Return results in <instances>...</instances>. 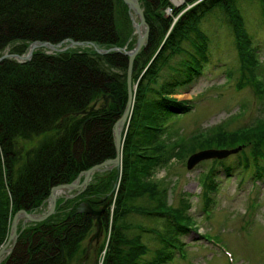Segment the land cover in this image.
I'll return each instance as SVG.
<instances>
[{
	"label": "trees",
	"instance_id": "trees-1",
	"mask_svg": "<svg viewBox=\"0 0 264 264\" xmlns=\"http://www.w3.org/2000/svg\"><path fill=\"white\" fill-rule=\"evenodd\" d=\"M141 1L150 34L133 70L146 69L138 82L125 134L118 193L115 198L109 194L119 180L118 171L103 178L99 175L102 172H96L101 180L98 184L90 182L76 197L61 196L52 216L20 231L14 250L1 264L86 260L88 246L84 241L92 234L94 218L79 212L84 200L95 208L109 201L102 220L111 234L108 242L96 249V264L171 263L176 249L184 247L183 236L193 229L194 219L188 213V201L183 199L177 207L167 205L168 188L155 179L156 169L200 149L243 146L246 149L239 155V164L254 167L255 177L264 176V81L259 80L264 78V64L236 0H184L182 5L172 6L173 13L168 16L164 9L170 0ZM218 6L226 12L235 34L241 63L237 86L254 87L258 114L246 125L230 129L229 122H222L185 137L172 130L167 120L175 118L173 124L180 114L194 108L191 100L174 95L203 73L210 42L200 22ZM131 26L124 0H0V56L7 51L23 54L35 40L66 44L73 39L122 48L129 40ZM127 69L128 55L123 51L101 54L89 47L52 53L39 48L28 61L1 62L0 247L8 239L18 210L39 211L47 205L54 186L70 183L82 171L115 156L113 130L128 99ZM164 70L170 71L169 79L158 84ZM105 95L115 99L82 113ZM34 138H41L39 144L21 145L20 140ZM221 161L214 159L202 180L205 209L214 201L217 164ZM221 164L226 166L224 160ZM231 170L226 166L227 172ZM142 198L146 204H137ZM133 213L165 219L164 231H158L162 246L149 258L145 257L149 247L142 242L138 225L130 221Z\"/></svg>",
	"mask_w": 264,
	"mask_h": 264
},
{
	"label": "rangeland",
	"instance_id": "rangeland-1",
	"mask_svg": "<svg viewBox=\"0 0 264 264\" xmlns=\"http://www.w3.org/2000/svg\"><path fill=\"white\" fill-rule=\"evenodd\" d=\"M140 2L142 5L141 0ZM183 3L184 0L178 2L170 0V4L164 9V13L167 16L172 15V6H180ZM236 6L243 14L245 27L251 36L253 45L257 48L260 61L264 64L262 1L236 0ZM174 20H177V16ZM135 21L139 22L137 15H135ZM200 27L207 34L210 42L207 60L203 66V74L192 82L183 85L179 93L174 95L179 99L191 100L194 103V108L187 113L180 114L179 119L173 124L175 118L167 120L172 130H178V133L185 137L222 122H229L230 129L246 125L256 117L260 106L259 98L256 96L253 86L247 85L243 88L237 86L241 75L240 57L235 34L224 9L218 6L207 12L200 22ZM137 38L138 35L132 20V26L128 33L129 40L122 48L131 50L135 47ZM145 69L139 70L137 73L132 70L134 101L130 116H132L136 104L138 82L143 77ZM169 74V70H164L158 79V84H163L169 79ZM261 80L263 82L264 78ZM109 102L106 103L105 96H102L91 107L99 109L108 105ZM124 134L125 130L123 131V139H125ZM40 139L20 140V142L22 146H31L39 144ZM122 146L124 147V143ZM123 147L120 169L113 168L99 173L100 177L103 178L109 177L110 172L114 170L118 171L119 180L115 183L117 184L116 193L119 191L118 187L122 178L120 173H122L124 164ZM243 149L246 147L223 158L225 165L232 167L230 172L226 171V166H218L217 190L213 192L212 196L215 201L210 204L212 208L207 213L204 212L202 180L211 167L213 158L200 161L192 169L187 168L188 157L184 159L174 158L166 166L156 169L155 179L162 182V186L168 188L167 205L177 207L183 199L188 201L190 204L188 213L194 217L196 222L194 231L183 237V241L186 242L185 248L183 250L177 248L175 260L168 264H230L224 251L231 252L234 257L233 264H264V177L257 179L254 167L246 168L239 164V155ZM100 177L94 174L90 182L93 181L98 184L101 181ZM102 189L105 190L104 187ZM116 193L109 194L115 198ZM65 194L62 192V195ZM137 204L145 205V198L139 199ZM48 206L49 203L35 212L43 213ZM113 208L114 203L111 204V209ZM66 211L67 209L63 212ZM130 221L138 225L139 228L136 230L142 236V242L149 247V252L145 257H151L153 251L162 246L159 232L164 231L165 219L143 213H133L130 216ZM21 222L22 220H20V224ZM197 228L199 231H196ZM147 229L149 231H145ZM95 231L94 224L92 234ZM110 234L111 229L104 228L100 237L94 239L89 251H87L88 258L80 261L77 259L72 264H96V249L106 240L108 242ZM89 242L90 237L84 241V245L89 246ZM100 259L102 261L103 256Z\"/></svg>",
	"mask_w": 264,
	"mask_h": 264
},
{
	"label": "water",
	"instance_id": "water-1",
	"mask_svg": "<svg viewBox=\"0 0 264 264\" xmlns=\"http://www.w3.org/2000/svg\"><path fill=\"white\" fill-rule=\"evenodd\" d=\"M124 2L127 4L129 8V13L134 21V26L136 28V33L138 35L137 43L134 48L131 50H124L126 54L129 56V62H128V75H127V81H128V99L127 104L125 107V110L123 114L119 117V119L114 124V141H115V148H116V154L112 158H108L104 160L103 162L96 164L92 166L91 168L82 171L78 177L71 183H64L59 184L57 186H54L51 190L50 196L48 198L49 206L47 210L43 213H36V212H29L26 209H20L18 210L13 217L11 226H10V234L8 236L7 241L2 245L0 248V264L1 262L14 250L17 240L19 237V228L20 226L22 229H24L29 222H39L47 219L51 215H53L56 212V206H57V200L59 195L62 192H70L73 190H76L75 193L68 194V197H74L79 194H81L89 185L93 175L96 172L101 171H107L112 170L113 168L120 169L121 165V156H122V145H123V131L126 128V125L128 124V121L130 119V115L132 112V104L134 101V94L132 90V70L134 66L135 59L139 52L147 46L149 34H150V27L146 20L144 9L141 5L140 0H124ZM135 15L139 17V22L135 21ZM76 46H85V43L83 41H75L70 39V43L67 46H63L62 43H58L56 45L51 44L49 42H42L39 40H36L30 44L29 51L26 54H17V53H11V52H5L0 56V63L7 59V58H15L18 61H26L32 58L34 50L40 48V47H49L55 51L58 50H65L69 47H76ZM95 49L102 54L109 53L111 51H121L119 47H110V48H99L95 46ZM114 100L113 95H105V101L106 103L109 102V99ZM94 107H92L88 111H82V113L90 112L93 110ZM242 146H238L235 148H208L203 149L200 151H197L193 153L187 161V167L189 169L193 168L197 163H199L202 160L209 159V158H224L228 154L238 152ZM117 188V184L114 185L113 189L111 190L110 194H114L115 190ZM108 205V201L105 202L104 206L101 208H95L90 202L88 201H82L80 204L79 211L81 213H84L85 215L91 214L95 219V226L96 231L92 236L90 237V242L88 246V250L90 246L92 245V242L94 239H97L100 237L101 233L103 232V221H102V215L105 212ZM20 220H22L20 224Z\"/></svg>",
	"mask_w": 264,
	"mask_h": 264
},
{
	"label": "bare ground",
	"instance_id": "bare-ground-1",
	"mask_svg": "<svg viewBox=\"0 0 264 264\" xmlns=\"http://www.w3.org/2000/svg\"><path fill=\"white\" fill-rule=\"evenodd\" d=\"M174 1L178 2V1H180V0H174Z\"/></svg>",
	"mask_w": 264,
	"mask_h": 264
},
{
	"label": "flooded vegetation",
	"instance_id": "flooded-vegetation-1",
	"mask_svg": "<svg viewBox=\"0 0 264 264\" xmlns=\"http://www.w3.org/2000/svg\"><path fill=\"white\" fill-rule=\"evenodd\" d=\"M105 202H106V201H105ZM105 202H104V203H105Z\"/></svg>",
	"mask_w": 264,
	"mask_h": 264
}]
</instances>
